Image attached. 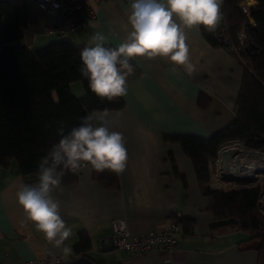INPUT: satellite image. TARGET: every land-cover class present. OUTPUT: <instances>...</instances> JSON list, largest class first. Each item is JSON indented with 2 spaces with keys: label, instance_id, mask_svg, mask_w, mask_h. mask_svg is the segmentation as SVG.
Returning a JSON list of instances; mask_svg holds the SVG:
<instances>
[{
  "label": "crops",
  "instance_id": "0c3cea01",
  "mask_svg": "<svg viewBox=\"0 0 264 264\" xmlns=\"http://www.w3.org/2000/svg\"><path fill=\"white\" fill-rule=\"evenodd\" d=\"M24 1L29 24L21 43L33 49L55 42L49 16L33 0ZM247 1V11L257 7L256 2ZM131 2H101L96 5V17L87 23L86 29L67 39L76 46L91 47L94 45L90 37L99 33L105 38V46L118 47L131 31L128 23ZM250 24H253L251 20ZM203 31L207 30L202 26L199 32L185 30L189 61L194 65L191 73L183 66L171 65L166 58L130 59L136 76L127 82V94L120 97L124 107L110 111L109 116L111 129L123 133L128 154L126 170L116 174V188L102 186L92 178V170L85 169L73 174L75 182L62 185V191L53 193L60 202V214L72 228L65 244L72 249L77 234L85 231L91 241L87 257L94 263L160 264L166 256L160 249L138 256L114 248L110 240L111 222L123 218L128 230L138 235L168 228L176 215L191 220L194 225L189 235H183L179 226L181 234L170 253L173 264H257L255 251L238 250L237 244L246 239L245 234L210 229L214 216L207 210L208 200L200 192L190 159L179 144L163 138L173 134L207 138L234 119L243 69L235 55L222 48H212ZM70 90L75 97L83 95L78 82L70 84ZM200 96L205 100L203 107L198 104ZM221 164L220 178L216 176L222 181L225 168ZM211 169L212 164L209 187L213 191ZM20 183L24 179L15 162L0 169V264L40 259L50 249H56L65 264L78 259L73 249L66 255L62 247L48 242L31 222L21 223L25 221V213L15 196Z\"/></svg>",
  "mask_w": 264,
  "mask_h": 264
},
{
  "label": "trees",
  "instance_id": "16d2710c",
  "mask_svg": "<svg viewBox=\"0 0 264 264\" xmlns=\"http://www.w3.org/2000/svg\"><path fill=\"white\" fill-rule=\"evenodd\" d=\"M243 0H223L222 30L203 31L212 48H222L238 58L243 69L234 105V119L223 129L207 138L194 135H164L165 141L179 144L192 163L201 194L207 198V210L214 216L210 229L225 233L240 231L246 239L237 244L238 250H253L257 264H264V213L259 209L260 189L250 187L234 191H212L209 187V165L213 164L223 143L239 141L245 147L264 152V0L245 11ZM252 21V25L250 24ZM29 24L24 0H0V169L13 161L24 184L37 180L38 165L50 148L58 143L57 123L64 121L66 132L78 126L81 119L93 111L121 110L120 97L108 100L96 97L88 81L80 75V51L69 39H57L44 46L29 49L21 40ZM245 35L240 47L238 35ZM251 44L254 50L245 51ZM132 74L136 76L131 62ZM127 71V69H124ZM80 83L83 95L75 97L70 84ZM198 104L205 106L200 96ZM92 178L106 188H116V174L92 170ZM75 176L65 170L63 185L75 182ZM173 224L182 227L183 235L192 233L194 223L172 216ZM76 258H88L91 241L85 231L77 234L73 245ZM95 264H111L96 262Z\"/></svg>",
  "mask_w": 264,
  "mask_h": 264
},
{
  "label": "clouds",
  "instance_id": "9594fccd",
  "mask_svg": "<svg viewBox=\"0 0 264 264\" xmlns=\"http://www.w3.org/2000/svg\"><path fill=\"white\" fill-rule=\"evenodd\" d=\"M256 0H251L255 4ZM223 0H132L127 38L118 47L105 46L104 36L90 37L94 46L80 51L82 78L87 79L90 91L99 98L111 100L127 94V77L132 74L129 63L133 57L149 60L166 58L174 66L194 71L189 61V46L185 30L214 31L221 19ZM247 11V9H245ZM127 69V71H124ZM174 70H176L174 68ZM110 111L105 108L83 117L78 126L66 132V123H57L58 143L54 144L38 165L35 184L20 183L16 202L25 213V222L63 252L72 249L65 244L72 228L60 214V202L53 197L63 190L65 170L73 174L85 169L120 175L128 159L126 140L122 132L111 129Z\"/></svg>",
  "mask_w": 264,
  "mask_h": 264
},
{
  "label": "built area",
  "instance_id": "2783aa9c",
  "mask_svg": "<svg viewBox=\"0 0 264 264\" xmlns=\"http://www.w3.org/2000/svg\"><path fill=\"white\" fill-rule=\"evenodd\" d=\"M103 1L105 0H33L37 8L49 16V28L57 39L67 38L69 35L86 29L87 23L96 17V5ZM222 20L223 17L216 30H222L220 27ZM237 39L240 47L235 49L236 54L244 46L245 35L240 33ZM240 145L242 146V144ZM69 172L73 174L71 171ZM257 183L251 186L258 187ZM227 191H230V189ZM261 195L259 202L263 207L264 189ZM111 229L114 248L138 256H143L152 249H160L166 253L160 264H173L170 253L176 247L177 239L181 234L179 225L171 224L164 230H154L134 235L128 230L126 221L123 218H117L111 222ZM65 262V259L56 249H50L44 253L42 258L20 264H65Z\"/></svg>",
  "mask_w": 264,
  "mask_h": 264
},
{
  "label": "bare ground",
  "instance_id": "6f19581e",
  "mask_svg": "<svg viewBox=\"0 0 264 264\" xmlns=\"http://www.w3.org/2000/svg\"><path fill=\"white\" fill-rule=\"evenodd\" d=\"M239 143H229L222 147L221 150V157L218 161V165L224 166L225 173L224 178L227 176L230 177V179L236 180V179H243L244 182H236L235 185L238 187H243L247 183H257L261 179V174H264V158L252 155L250 153H245L246 149H242L245 152L238 153V151H241V147L237 145ZM238 150H234V149ZM226 155H235V161L230 162L228 161V157ZM240 158L238 159V157ZM220 178V172L218 171L217 174ZM213 185L216 188H222L229 182L222 179V181L217 177H212Z\"/></svg>",
  "mask_w": 264,
  "mask_h": 264
},
{
  "label": "rangeland",
  "instance_id": "374dc122",
  "mask_svg": "<svg viewBox=\"0 0 264 264\" xmlns=\"http://www.w3.org/2000/svg\"><path fill=\"white\" fill-rule=\"evenodd\" d=\"M240 5L241 6H243L245 9H247L248 8V1L247 0H243L241 3H240ZM239 142V141H238ZM241 143V142H240ZM243 144V143H242ZM227 145V144H226ZM237 145H239L240 147H241V151L239 150L238 151V153H241V152H245V151H243L242 149H246V150H249V151H246L245 153H250V154H252V155H257V156H260V157H263L264 158V152H261V151H259V150H253V149H250V148H247V147H245L244 146V144L241 146L240 144H237ZM234 150H238V149H234ZM219 151V150H218ZM240 158V156L238 157V159ZM219 159H220V155L218 156L217 155V159H216V161L212 164V169H211V178L212 177H214V176H216L217 174H218V168H220V166L217 164L218 163V161H219ZM228 161H230V162H234L235 161V155H231V157L229 158L228 157V159H227ZM223 170H224V168H223ZM262 176V179H260V181L256 184V185H258V188L260 189V192H262V190L264 189V178H263V176H264V174H261ZM227 178H230V177H228L227 176ZM237 184V183H236ZM249 187H251L250 185H249ZM216 187H214V189H215ZM239 188L240 187H238V186H236L235 184H233V183H230V184H226L224 187H222V188H217L218 190L217 191H221V192H225V191H227L228 189H230V190H239ZM261 195V194H260ZM261 197H262V195H261ZM260 198V197H259ZM259 202V201H258ZM259 209H260V211H261V213H264V206L262 207L261 206V202H259Z\"/></svg>",
  "mask_w": 264,
  "mask_h": 264
},
{
  "label": "water",
  "instance_id": "95a60500",
  "mask_svg": "<svg viewBox=\"0 0 264 264\" xmlns=\"http://www.w3.org/2000/svg\"><path fill=\"white\" fill-rule=\"evenodd\" d=\"M253 50H254V47H253L251 44L246 45V47H245V51H246L247 53H251ZM233 142H238V141H229V142L223 143V144L220 146V148H219L218 156L220 155V157H221V150H222V147H223V146H225L226 144H229V143H233ZM238 143H240V142H238ZM240 144H242V143H240ZM242 145H243V144H242ZM226 157H228V155H226ZM230 157H231V156L229 155V158H230ZM223 179L226 180L227 182H229L228 184H230V183L235 184L236 182H244L243 179H236V180H233V179L226 178V177L223 178ZM252 184H253V183H247V184L244 185L243 187H240V189L250 188L249 185L251 186ZM251 187H252V186H251ZM217 190H218L217 188L213 189V191H217ZM230 191H234V190H230ZM110 240H111V242H113V238H112V236L110 237ZM66 264H95V263L92 262L91 260H89L88 258L83 257V258H79V259H75V260H73V261H70V262H68V263H66Z\"/></svg>",
  "mask_w": 264,
  "mask_h": 264
}]
</instances>
